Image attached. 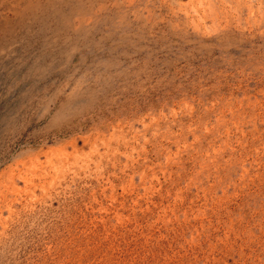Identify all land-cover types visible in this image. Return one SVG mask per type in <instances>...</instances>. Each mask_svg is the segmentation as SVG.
Here are the masks:
<instances>
[{
	"label": "rangeland",
	"instance_id": "374dc122",
	"mask_svg": "<svg viewBox=\"0 0 264 264\" xmlns=\"http://www.w3.org/2000/svg\"><path fill=\"white\" fill-rule=\"evenodd\" d=\"M0 27V264H264V0H0Z\"/></svg>",
	"mask_w": 264,
	"mask_h": 264
},
{
	"label": "bare ground",
	"instance_id": "6f19581e",
	"mask_svg": "<svg viewBox=\"0 0 264 264\" xmlns=\"http://www.w3.org/2000/svg\"><path fill=\"white\" fill-rule=\"evenodd\" d=\"M27 5V4H26ZM29 5V3H28ZM31 5V4H30ZM42 6V5H41ZM44 6V5H43ZM144 8V7H143ZM159 9V8H158ZM86 12V11H85ZM137 12V11H135ZM132 13V12H131ZM134 15V14H133ZM139 15V14H138ZM56 17V16H55ZM9 18V17H8ZM15 18V17H14ZM83 18V17H82ZM121 20V19H120ZM158 20V19H157ZM6 21V20H5ZM124 21V20H123ZM156 21V20H155ZM154 22V21H153ZM96 25V24H95ZM117 25V24H116ZM1 28V27H0ZM3 31V30H2ZM197 32V31H196ZM49 35V34H48ZM72 38V37H71ZM85 39V38H84ZM113 43V42H112ZM74 61V60H73ZM30 72H32V75H37V76H43L45 74L44 70H43V65L41 63L37 64V62H35V64L32 66V68L30 69V71L28 72L30 74ZM80 81V80H79ZM70 93L67 95V101L65 103L60 104L61 108H64V106H71L73 104H77L78 102H80L79 98H78V93L79 91H82L80 89V87L75 88V85H73V88L70 87L69 89ZM58 113V112H56ZM58 116V114H57Z\"/></svg>",
	"mask_w": 264,
	"mask_h": 264
}]
</instances>
